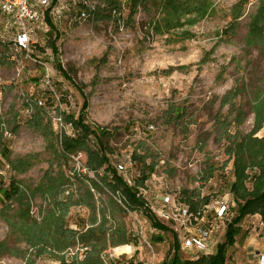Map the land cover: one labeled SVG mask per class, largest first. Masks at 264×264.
I'll list each match as a JSON object with an SVG mask.
<instances>
[{"label":"rangeland","instance_id":"rangeland-1","mask_svg":"<svg viewBox=\"0 0 264 264\" xmlns=\"http://www.w3.org/2000/svg\"><path fill=\"white\" fill-rule=\"evenodd\" d=\"M110 1L120 3L119 14L113 12L109 17L107 11H102L103 0H89L91 6L100 9V16L72 23L68 16L76 19L77 6L74 0L66 2L60 23L63 32L56 43V52L49 45L55 54V62L49 67L54 72L55 90L63 95V114L77 117L86 98L87 122L94 128L106 127L113 132L108 140L111 163L125 166L129 178H138L143 161L146 167L154 166L155 177L150 176L148 182L149 201L155 202L156 196L166 192L187 193L195 201L208 198L206 208L203 206L197 212L206 209L209 218L221 204H227L229 214L217 238L222 243L225 226L236 215V205L230 192L234 176L227 154L228 142L222 139L223 130L216 118L220 114L233 121L235 113L230 112L229 106L222 107L221 100L245 83L246 89L232 104L244 114L239 131L245 135L253 129L251 101L255 88L262 85L264 56L254 50L246 58L244 39L259 2L250 0L238 30L228 36L221 34L232 20L233 6L240 0H212L214 10L204 20L169 33L164 29L163 33H156L152 27L155 22L162 23L165 17L159 5L161 0H148L147 9L139 7L134 15L128 0ZM10 24L7 17L0 16V38ZM51 38L56 39L54 34ZM4 51L0 45V58L5 56L0 61V183L5 189L16 179L30 191L43 183L46 174L54 176L58 172L60 161L54 150L59 147V129L51 121V100L47 108L36 107V99L42 92L43 68L32 62L17 64L11 60L10 50ZM238 63L241 65L237 66ZM180 67L186 69L179 70ZM170 68L174 71L167 74ZM28 105L32 107L31 118L22 114ZM175 109H183L184 114L175 118ZM39 112L40 119L33 120ZM226 128L230 132L237 129L234 124H226ZM50 130L54 136L48 139ZM6 131L11 139L5 137ZM258 137H264V128ZM92 142L95 146L94 138ZM135 150L140 156L136 162L131 159ZM4 152L9 154V159ZM20 160L31 165L23 175L16 174L10 163ZM85 162V154L80 153L71 157L63 170L68 176L79 171L96 179L86 171ZM146 172L149 174L150 170ZM77 187L78 184L74 189ZM93 194L98 200V225H103L110 239L123 233L131 242L130 254H119L118 247L107 250L103 254L105 264H142L153 256L157 264H163L172 246L170 234L155 230L139 212L109 206V193L95 189ZM1 195L0 191V264H60L55 256L40 257L36 250L21 242L19 234L3 220V217L15 218L17 205L4 208ZM30 200L31 216L40 221L41 209L48 208L44 196L39 192L30 196ZM91 214L87 207H74L66 226L86 230ZM158 236L164 241H156ZM236 240V245L229 249L227 264L242 261L258 264L259 256L254 251L262 250L264 254V224L245 223ZM81 247L64 253L65 258L71 261L78 256L82 261L86 251L82 252ZM180 250L183 260L194 257L191 251L182 247Z\"/></svg>","mask_w":264,"mask_h":264},{"label":"trees","instance_id":"trees-1","mask_svg":"<svg viewBox=\"0 0 264 264\" xmlns=\"http://www.w3.org/2000/svg\"><path fill=\"white\" fill-rule=\"evenodd\" d=\"M148 0H128V7L134 15L139 7L147 9ZM250 0H240L231 10L232 20L222 34L234 35L240 26V19L243 11ZM259 6L254 15L251 16L248 24V32L244 39L245 57L247 58L256 50L259 55L264 56V0H258ZM102 11H107V16L111 17L113 12L119 14L121 5L119 2L103 0ZM160 8L165 17L162 23H153L152 27L156 33H169L171 30L182 28L185 24L195 25L204 20L214 10L212 0H161ZM100 11V9H99ZM96 10V16L100 13ZM102 16V15H101ZM164 29V30H163ZM186 35H189L187 33ZM59 35L53 41L50 37L49 45L56 52V43ZM204 62V61H203ZM59 68H60V64ZM241 64L238 63L237 66ZM186 69L180 67L179 70ZM174 71L170 68L167 74ZM262 85L255 88L251 110L254 114V126L250 133L242 134L239 126L243 124L244 114L233 104L232 100L245 90L247 85L229 91L221 100V106H229L230 112L235 113L232 122H229L222 115H218L216 123L222 129V139L228 142L227 154L232 161L234 181L231 183L230 192L236 205V215L226 225L225 240L217 247V252L213 255L202 256L197 260H183L180 255V245L176 235L147 208L146 200L139 195V189L145 186L151 174L155 173L154 166L146 167L143 161V168L139 169V176L135 179L134 186H130L120 175L111 163L112 152L108 145V140L112 136V130L106 127L94 128L86 120L87 99L81 112L76 115L64 114L65 123L73 129L75 137L67 135L65 132L59 137V147L55 149L54 155L60 162L58 172L52 176L45 175L41 185L33 190H26L19 180H11L9 186L1 188L3 206L17 205L14 217H3V220L16 234L19 239L29 249L36 250L38 256L50 254L55 256L60 264H105L103 254L110 248L130 245V239L125 234L119 233L116 239H110L104 230L103 225H98V200H96L93 190L102 193H109L107 204L120 208L125 212H139L151 224V226L161 232L168 233L172 237V246L163 264H227L229 249L233 248L237 242L236 238L241 232V225L248 216L260 215L264 224V137H258V133L264 128V76L260 79ZM175 118L184 114L183 109H175ZM41 112L37 113L35 119H40ZM234 124L237 129L230 132L225 125ZM50 130L47 138L53 137ZM95 140V146L92 144ZM5 151V150H4ZM86 156L85 168L94 174L96 179H91L86 173L72 172V176L66 175L63 168L66 163L78 154ZM135 150L132 154V161L140 159ZM6 154V152H4ZM9 159V154H6ZM13 170L18 175H23L31 166L20 160L11 162ZM149 169V174L146 170ZM251 184V187L248 186ZM78 187L74 189L75 186ZM72 189V190H71ZM41 192L48 208L40 211L41 220L31 216L30 196ZM187 193H182L183 201L189 205L191 211L197 212L201 207L209 204L208 198L193 200ZM87 207L91 211V221L86 230L77 231L66 226V219L70 210L74 207ZM156 241H164L163 237H156ZM82 246L86 249L85 257L82 261L75 256L69 261L65 258L66 252Z\"/></svg>","mask_w":264,"mask_h":264},{"label":"built area","instance_id":"built-area-1","mask_svg":"<svg viewBox=\"0 0 264 264\" xmlns=\"http://www.w3.org/2000/svg\"><path fill=\"white\" fill-rule=\"evenodd\" d=\"M67 0H0V16L7 17L9 22L8 30L0 38V45L10 50L11 60L17 64L35 63L43 68L42 92L40 98L36 99V107L47 108L49 100L53 103L50 107V117L54 126L59 129V135L65 132L71 137L75 133L71 126L67 125L64 120V111L62 96L55 90L53 85L54 72L50 69L49 64L55 62L53 49L49 47V39L52 34H62L60 23L63 19L65 5ZM77 6L76 19L68 16L70 23L76 21H87L94 19L96 8L91 6L89 0H74ZM58 45L56 46V48ZM1 59H5L3 56ZM22 114L27 117L32 116V107L24 108ZM21 118V117H20ZM154 129V127H150ZM5 137L12 138L11 134L6 131ZM132 162V161H130ZM7 169L11 170L10 165L6 164ZM118 173L122 175L125 181L134 186L136 178H129L126 168L123 165L113 164ZM87 171V169H86ZM155 177V173L152 175ZM148 179L143 188L139 189V195L146 200L147 208L156 216V218L176 233L180 247L191 251L194 255L193 261L200 256H208L217 251V246L221 225H225V220L229 214V206L223 203L216 209V213L210 215L206 209L199 212L191 211L189 205L182 202L181 193L171 195L168 192L163 196H156L155 202L149 201L148 195L150 188ZM206 208V207H205ZM226 227V226H225ZM144 229V226L141 228ZM86 251L83 249L82 252ZM155 256L150 261L142 264H157ZM264 264V254L259 255V263Z\"/></svg>","mask_w":264,"mask_h":264},{"label":"crops","instance_id":"crops-1","mask_svg":"<svg viewBox=\"0 0 264 264\" xmlns=\"http://www.w3.org/2000/svg\"><path fill=\"white\" fill-rule=\"evenodd\" d=\"M255 221H261V223L263 224V222H262V218H261V216L260 215H255V216H248L245 220H244V222H243V224L241 225V231L243 230V225L245 224V223H253V222H255ZM253 242L255 241V240H252ZM253 242H250V243H253ZM236 245V244H235ZM248 245H249V243H248ZM126 246V245H125ZM120 247H122V246H120ZM120 247H118V248H120ZM218 247V246H217ZM254 249H255V247H254ZM217 251H215V253H216ZM214 254V253H213ZM213 254H211V255H213ZM254 254L256 255V256H259V255H261V254H263V251L261 250H255L254 251ZM255 262H257V261H255ZM238 264H245L244 263V261H242V262H239Z\"/></svg>","mask_w":264,"mask_h":264},{"label":"bare ground","instance_id":"bare-ground-1","mask_svg":"<svg viewBox=\"0 0 264 264\" xmlns=\"http://www.w3.org/2000/svg\"><path fill=\"white\" fill-rule=\"evenodd\" d=\"M117 252L119 254H130L132 252V248L129 245L122 246L120 248H117Z\"/></svg>","mask_w":264,"mask_h":264}]
</instances>
